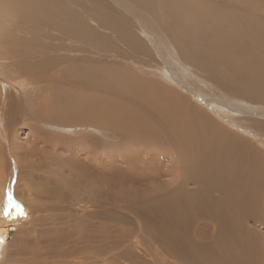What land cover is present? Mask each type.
Masks as SVG:
<instances>
[{
	"label": "rangeland",
	"instance_id": "obj_1",
	"mask_svg": "<svg viewBox=\"0 0 264 264\" xmlns=\"http://www.w3.org/2000/svg\"><path fill=\"white\" fill-rule=\"evenodd\" d=\"M7 1L26 10L0 0V151L14 158L18 167L7 160L9 173L26 180L10 176L30 193L17 197L26 216L9 215L0 264H264V61L255 64L264 57V0ZM125 75L182 98L191 124L203 114L243 142L234 144L231 162L241 169L219 168L234 193L205 170L218 166L211 165L217 154L181 163L169 144L65 128L43 114L63 110L73 96L106 97ZM145 105L132 107L165 129L161 113ZM53 182L58 187L42 185Z\"/></svg>",
	"mask_w": 264,
	"mask_h": 264
},
{
	"label": "bare ground",
	"instance_id": "obj_2",
	"mask_svg": "<svg viewBox=\"0 0 264 264\" xmlns=\"http://www.w3.org/2000/svg\"><path fill=\"white\" fill-rule=\"evenodd\" d=\"M5 3L7 4L8 7H10L12 10L15 9L16 7H22L24 9L25 6H21L19 3H11L7 0H4ZM25 1V0H24ZM37 1V0H36ZM40 1V0H39ZM43 1V0H41ZM51 1V0H50ZM56 1V0H55ZM69 1V0H67ZM159 1V0H158ZM30 2V1H27ZM34 2V1H33ZM45 1H43L44 3ZM58 2V1H57ZM32 3V2H31ZM47 4V3H46ZM148 4V3H147ZM146 4V5H147ZM160 4V2H159ZM35 4H30L28 5L29 8L32 6H34ZM57 5V4H56ZM149 5V4H148ZM27 6V7H28ZM43 6H47V5H43ZM159 6V5H158ZM39 7V6H38ZM94 7V6H93ZM98 7V6H97ZM96 7V8H97ZM150 7H152L150 5ZM48 8V9H47ZM47 10L48 11H53L56 10L57 8L53 9V7L50 5L47 6ZM144 8V6H143ZM145 8H147L145 6ZM158 8V7H157ZM160 8V6H159ZM244 8V7H243ZM3 8H1L2 10ZM91 9V8H90ZM99 9V7H98ZM26 10V9H24ZM59 10V9H58ZM104 12L105 9H103ZM93 11V9H92ZM98 11V10H97ZM100 11V10H99ZM3 12V11H2ZM9 13V11H7ZM16 12V11H15ZM40 12V11H39ZM101 12V11H100ZM209 12V10H208ZM252 12V11H250ZM47 13V11H46ZM45 13V14H46ZM56 11H53V14H55ZM60 13V11H59ZM96 13V12H95ZM102 13V12H101ZM248 13V12H247ZM42 14V13H41ZM44 14V13H43ZM3 15V14H2ZM52 15V14H51ZM152 15V14H151ZM249 15V14H247ZM4 16V15H3ZM6 16V15H5ZM58 16V15H57ZM55 17V16H54ZM58 19V18H57ZM97 19V18H96ZM231 19V20H230ZM229 23H231V21H233L232 18H230ZM59 20V19H58ZM76 21V20H75ZM253 21V20H252ZM58 22V21H57ZM103 22V20H102ZM228 22V21H227ZM240 22V21H239ZM238 22V23H239ZM243 24H247V22H243L241 23ZM239 24V25H241ZM229 25V24H228ZM227 25V26H228ZM249 25V22H248ZM252 24H250L249 26L251 27ZM123 26V25H122ZM121 26V27H122ZM246 26V25H245ZM244 26V27H245ZM247 26V27H249ZM27 27V26H26ZM43 27V26H42ZM45 27V26H44ZM37 28V27H36ZM113 28V27H112ZM191 28V27H190ZM230 28V27H229ZM235 29V27H233ZM110 29V28H109ZM232 29V26L231 28ZM251 29V33H253L252 31V27ZM43 30V29H42ZM193 30L192 28L190 29V31ZM242 30V29H241ZM245 30H249L245 29ZM226 31V30H225ZM227 32V31H226ZM232 32V31H231ZM234 32V31H233ZM241 32V31H240ZM229 35H230V30L228 31ZM227 33V34H228ZM236 33V32H234ZM238 33V32H237ZM244 33H246V31H244ZM249 33V32H248ZM115 34V33H114ZM127 34V33H126ZM129 34V33H128ZM140 34V33H139ZM235 35V34H234ZM238 35V34H237ZM129 39V37H128ZM219 42V41H218ZM11 45V44H10ZM205 45V44H204ZM226 45V44H225ZM245 46V45H244ZM247 46V45H246ZM214 47V46H213ZM264 47V45H263ZM258 49V48H257ZM16 50V49H15ZM15 50L12 51H8L9 54L12 52H15ZM227 51V50H226ZM231 51V50H230ZM253 51V50H252ZM228 52V51H227ZM226 52V53H227ZM246 52H248V50H246ZM251 52V51H250ZM255 52V51H254ZM19 53V52H18ZM229 53V52H228ZM234 53H236L234 51ZM259 53V51H258ZM261 53V52H260ZM8 54V53H7ZM16 54V53H15ZM14 54V55H15ZM224 54V52L222 53ZM250 54V53H249ZM249 54L246 56L245 59H250ZM20 55V54H17ZM229 55V54H227ZM226 55V57H227ZM11 56V55H10ZM242 56V55H241ZM264 56V55H263ZM224 57V58H226ZM244 57V56H243ZM252 57H254V55H252ZM251 57V58H252ZM122 58V57H121ZM227 59V58H226ZM218 60V59H217ZM209 61V60H208ZM253 62V60H251ZM260 61H264V57H262L260 55L259 58H256L255 60V64L257 62ZM246 62V61H245ZM249 62V61H247ZM111 63V62H110ZM238 64V63H237ZM254 64V63H253ZM250 62V65H253ZM243 65V64H242ZM258 65V64H257ZM244 66V65H243ZM255 66V65H253ZM20 67V65H19ZM109 67V66H108ZM260 67V65H259ZM1 68V66H0ZM238 68V66L236 67ZM258 68V67H257ZM19 69H23V68H19ZM239 69V68H238ZM244 69V67H243ZM246 69V68H245ZM260 69V68H259ZM259 69L257 70V72H259ZM237 70V69H236ZM241 70V69H240ZM252 70V69H251ZM2 71V70H1ZM24 71V70H23ZM238 71V70H237ZM243 73L244 71L241 70ZM253 71V70H252ZM247 72V71H246ZM30 72L28 71V74ZM109 73V72H108ZM107 73V74H108ZM121 73V72H120ZM237 73V72H236ZM241 73V72H240ZM239 73V74H240ZM252 73V72H251ZM254 73V72H253ZM261 73V71L259 72ZM21 74H27L25 72H22ZM2 75V73H1ZM36 75V74H35ZM41 75V74H40ZM111 75V74H109ZM242 75V74H241ZM37 76V75H36ZM3 76H0V78ZM122 78H115V82L116 83H110L112 85V88L114 89V92H112L110 89H108L107 94H109L108 96H104L101 98H97L94 97L93 95H87V97H81V96H73V100L70 103L67 104H63V110H59V112H44L43 114H45L48 118L49 121L52 122V124L54 123L53 121H55L58 125L63 124L65 125L64 127H71L70 125H75L76 128L77 126H80L79 128H87V127H97L100 130L99 133L101 134H106L108 133L106 129H114V130H119V131H124L126 133H129L130 135H132L133 139L141 145V142L147 147L148 144H156V145H161L163 143L165 144H169L173 149V152L175 150L178 151L179 158L181 163L183 162H193V163H202L201 159L204 156H212L217 154L220 159L218 161H214L211 163V165L213 164H218V166H213V170L210 171V168H208V166H205V170L207 171L209 177L211 178L212 181L217 182V184L221 185L224 191H228L226 193H234L235 190H232L231 185L228 184V181H224L222 179H224V174L221 172V170L219 168H223L224 169V163H226L227 167L231 166V162L234 163V158L235 156V152L233 146L234 144L238 143L239 145L242 144L243 142L240 140H237L235 137L232 138H226L225 136H228V134L226 132H224L223 130H221L219 127H216L215 124H213L212 122H210V120H208L205 116H203V114H201V117L198 118L195 116L194 113V122L193 124H191L187 119L184 120V118H186V116L188 114L191 115V113L189 112L186 116L184 111L185 110V106H184V101L182 100V98L178 97L175 93H173L172 91H169L168 89L162 88L161 86L158 85V83H156L155 81H147L148 79L144 80L141 79L139 77H136L134 75H128V76H121ZM37 79V77H34ZM77 78V77H76ZM48 79V78H47ZM51 79V78H50ZM44 80V79H43ZM104 80V79H103ZM254 80V79H253ZM4 81V80H3ZM12 81V80H11ZM29 81V80H28ZM49 81V80H48ZM58 81V79H57ZM62 81V80H60ZM6 82V81H5ZM43 82V81H42ZM55 82V81H54ZM19 88V81L16 82ZM15 83V84H16ZM64 83V82H63ZM10 84V83H9ZM34 84V83H32ZM31 84V85H32ZM38 84V83H37ZM51 84V83H50ZM57 84V83H56ZM20 89L22 86V83L20 84ZM23 85H26L23 84ZM30 85V86H31ZM39 85V84H38ZM52 85V84H51ZM60 85V84H59ZM14 86V85H13ZM28 86V85H27ZM53 86V85H52ZM147 87L148 90L147 91H142L141 87ZM1 87V86H0ZM15 87V88H16ZM38 87V86H37ZM61 87V86H60ZM32 88V87H31ZM54 88V87H53ZM110 88V87H109ZM27 89V88H26ZM63 89V87H62ZM11 91V90H10ZM22 91V90H21ZM25 91V90H24ZM23 91V92H24ZM52 91V90H51ZM39 93V92H38ZM53 93V92H52ZM34 94V93H33ZM70 95V96H71ZM116 95L120 96L121 99L122 97L125 98L124 102H129L131 103V107L127 106L124 104V102L117 100L116 99ZM30 96V95H29ZM32 97V96H31ZM38 97V96H37ZM16 98V97H15ZM29 99V98H28ZM136 100H138L136 102ZM27 101V100H26ZM34 102V101H33ZM38 104V103H37ZM145 104L151 107L156 108L162 115V120L163 123L165 122V129H161V130H157L156 128L152 127V125H150L146 118L144 116H142V112H137L135 111L136 108L132 107L134 105H143L146 106ZM39 106V105H38ZM147 108V107H146ZM2 110V109H1ZM156 111V110H155ZM33 113V112H32ZM31 113V114H32ZM23 114V113H22ZM27 114V113H26ZM60 114H62L60 116ZM157 114V113H156ZM28 115V114H27ZM9 116V114H8ZM20 115H17V117ZM25 116V115H24ZM158 120H159V113H158ZM13 117V116H12ZM21 117V116H20ZM188 117V116H187ZM191 117V116H190ZM1 118V117H0ZM45 119V118H44ZM53 121H51V120ZM151 119V117H150ZM154 119V118H153ZM153 119H151L153 121ZM161 119V118H160ZM200 119L203 120H207L208 122L205 124L206 126L203 127L199 121ZM2 121V119H0ZM20 120V119H19ZM162 120H159L162 121ZM0 121V122H1ZM48 122V119L46 120ZM155 121V120H154ZM14 122V121H13ZM151 122V121H150ZM203 122V121H202ZM162 123V122H161ZM2 124V122H1ZM0 124V126H1ZM55 125V123H54ZM53 125V126H54ZM62 125V126H63ZM160 127V124H158ZM50 126H52L50 124ZM56 127L58 128V126L56 125ZM180 129H178V128ZM210 127V128H207ZM2 128V126H1ZM61 129V127H59ZM58 128V129H59ZM64 128V129H65ZM206 128V129H205ZM56 129V128H55ZM159 129V128H158ZM57 130V129H56ZM91 130V129H90ZM58 131V130H57ZM4 132V131H3ZM121 133V132H120ZM123 133V132H122ZM4 135V133H1V135ZM60 134V133H57ZM56 134V135H57ZM119 134V133H117ZM3 135L0 138H3ZM51 135V134H50ZM120 135V134H119ZM126 135V134H125ZM129 135V136H130ZM5 137V136H4ZM15 137V136H14ZM50 137V136H49ZM83 137V136H82ZM85 137V136H84ZM57 138V137H56ZM81 138V137H80ZM124 138V137H123ZM7 139V137H6ZM4 139V140H6ZM36 139V138H35ZM122 139V138H120ZM235 140L232 143V140ZM3 140V139H2ZM3 140V141H4ZM37 140V139H36ZM94 140V139H93ZM1 141V140H0ZM35 141V140H34ZM38 141V140H37ZM229 141V143H228ZM2 142V141H1ZM28 142V141H27ZM41 142V141H39ZM19 143V142H18ZM22 143V142H21ZM38 143V142H37ZM76 143V142H75ZM35 144V142H34ZM40 144V143H39ZM3 145V144H2ZM227 145H231V146H227ZM6 146V145H3ZM8 146V145H7ZM10 146V145H9ZM36 145H33V147ZM132 146V145H131ZM167 146V145H166ZM241 146V145H240ZM45 147V146H44ZM112 147V146H111ZM196 147V149H195ZM3 148V147H1ZM5 150L7 147H4ZM9 148V147H8ZM12 148V147H11ZM39 148V147H38ZM36 146V150L38 149ZM54 146L52 147L53 150ZM145 148V147H144ZM13 149V148H12ZM143 149V148H142ZM175 149V150H174ZM8 150V149H7ZM10 150V149H9ZM39 150V149H38ZM151 150V149H150ZM13 151V150H11ZM16 151V150H15ZM30 151V150H29ZM142 151V150H141ZM192 153V154H190ZM6 152V151H5ZM14 152V151H13ZM12 152V153H13ZM31 152V151H30ZM35 152V151H34ZM139 152V151H138ZM4 153V152H3ZM1 153L0 151V243L3 242L4 240V234H5V225L8 223H12L14 222L12 220V218H10L9 216L6 217L4 216V212H5V206H6V192H11L12 194V198L13 201L18 203L17 201V197H20L19 199L22 200L26 198V196H28V194L30 193V190L28 189V186L24 185L23 183H21L22 178V174L20 175V172L18 173L20 175V177L22 178L20 180V182L17 181L18 178H15V180L11 177L14 175H11L9 173V166H8V161L9 159L6 160V155L4 156V154ZM10 153V152H8ZM12 153H10L12 155ZM71 153V152H70ZM94 153V152H93ZM135 153V152H134ZM144 153V152H143ZM150 153V152H148ZM234 155V157L232 158V154ZM3 154V155H2ZM6 154V153H5ZM17 154V153H16ZM37 154V153H36ZM92 154V153H91ZM238 155V154H237ZM8 156V155H7ZM15 156V155H14ZM13 156V157H14ZM26 156V155H25ZM36 156V155H35ZM56 157V155H54ZM5 157V159H4ZM9 157V156H8ZM12 157V156H11ZM23 157V156H22ZM60 157V156H59ZM58 157V158H59ZM73 158V157H71ZM104 158V157H103ZM141 158V157H140ZM241 158V157H240ZM11 159V158H10ZM14 160V158H12ZM12 159L10 162H12ZM78 159V158H77ZM138 159V158H137ZM5 160L7 162H5ZM91 161V160H90ZM232 163L231 167H236L238 168V171L241 169L238 166H235ZM7 164V165H5ZM14 167L16 164L15 160L12 163ZM11 164V165H12ZM203 164V163H202ZM69 165V164H68ZM76 165V164H75ZM8 166V167H7ZM17 166V164H16ZM58 166V165H56ZM18 167V166H17ZM59 167V166H58ZM6 168V169H5ZM14 169V168H12ZM17 168H15L14 170H16ZM19 169V168H18ZM93 169V168H92ZM11 170V169H10ZM59 172V168L56 169ZM19 171V170H18ZM210 171V172H208ZM260 171V170H259ZM13 172V171H12ZM250 174H254L256 175V178H259L260 176L255 173V169H253L252 171H248ZM17 176H19L17 174V172H15ZM74 173V172H73ZM76 174V173H75ZM206 174V173H205ZM4 175H6L4 177ZM11 175V176H10ZM15 175V176H16ZM9 176V179L6 181L5 178ZM228 175H226L225 177H227ZM27 177V174H26ZM26 180V179H23ZM41 181V178L39 179ZM221 180V181H220ZM12 181V182H11ZM17 181V182H16ZM220 181V182H219ZM24 182V181H23ZM43 182V181H42ZM19 184V185H18ZM200 184V183H199ZM21 185V186H20ZM47 185V186H55L58 187L57 184L55 182L50 184H42ZM53 185V186H52ZM187 185V183L181 184L180 187L181 190H184V187ZM256 182L255 183H251L250 185V190L253 189L256 186ZM40 186V190H42V187ZM50 188V187H49ZM185 191V190H184ZM178 192H180L178 190ZM182 196H185V194H181ZM25 197V198H24ZM31 197V194H30ZM38 197V196H37ZM38 199V198H37ZM34 201V199L32 200ZM23 202V201H21ZM20 202V203H21ZM35 202V201H34ZM79 202V201H77ZM24 203V202H23ZM29 203V202H28ZM208 203V201H207ZM30 204V203H29ZM32 204V202H31ZM72 204V203H71ZM82 204V203H81ZM24 205V204H23ZM163 205V204H162ZM203 205V204H202ZM25 206L26 203H25ZM28 208V207H27ZM9 212L11 213L12 211H16L17 210L14 207H10ZM15 212V213H16ZM14 212H12L11 217L13 215H15V219H16V214ZM263 216L264 215H260V219H258V221H262L263 220ZM21 217V216H20ZM19 217V218H20ZM17 222V221H16ZM13 224V223H12ZM33 225V224H32ZM33 229V228H32ZM27 232V231H26ZM27 249V248H26ZM42 250V249H41ZM6 251V250H5ZM43 252V251H42ZM23 253V252H22ZM41 253V252H40ZM7 254V253H6ZM5 255V254H4ZM12 256V255H11ZM77 256V255H76ZM6 258V257H5ZM8 259V258H7ZM6 261V260H5ZM9 261V260H8ZM8 261H6L8 263ZM27 261V260H25ZM63 260H61L62 262ZM12 262V261H11ZM4 264V263H3ZM16 264V263H15Z\"/></svg>",
	"mask_w": 264,
	"mask_h": 264
},
{
	"label": "snow or ice",
	"instance_id": "obj_3",
	"mask_svg": "<svg viewBox=\"0 0 264 264\" xmlns=\"http://www.w3.org/2000/svg\"><path fill=\"white\" fill-rule=\"evenodd\" d=\"M10 207H14L17 210V213L19 216H22V217L26 216V213L24 212L22 206L19 203H16L13 201L12 194L9 191V192H6V206H5V212H4L5 216L10 215V212L8 210Z\"/></svg>",
	"mask_w": 264,
	"mask_h": 264
}]
</instances>
